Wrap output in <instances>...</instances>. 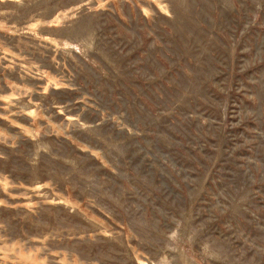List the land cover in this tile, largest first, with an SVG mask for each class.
Segmentation results:
<instances>
[{"label": "rangeland", "instance_id": "rangeland-1", "mask_svg": "<svg viewBox=\"0 0 264 264\" xmlns=\"http://www.w3.org/2000/svg\"><path fill=\"white\" fill-rule=\"evenodd\" d=\"M0 264H264V0H0Z\"/></svg>", "mask_w": 264, "mask_h": 264}]
</instances>
